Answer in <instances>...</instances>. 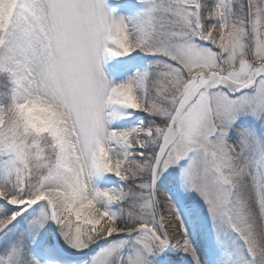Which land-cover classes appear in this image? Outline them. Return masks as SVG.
Returning a JSON list of instances; mask_svg holds the SVG:
<instances>
[{"label": "snow or ice", "instance_id": "obj_1", "mask_svg": "<svg viewBox=\"0 0 264 264\" xmlns=\"http://www.w3.org/2000/svg\"><path fill=\"white\" fill-rule=\"evenodd\" d=\"M106 3L0 0V264H264V0Z\"/></svg>", "mask_w": 264, "mask_h": 264}, {"label": "rangeland", "instance_id": "obj_2", "mask_svg": "<svg viewBox=\"0 0 264 264\" xmlns=\"http://www.w3.org/2000/svg\"><path fill=\"white\" fill-rule=\"evenodd\" d=\"M104 11L110 13L116 19L123 17L129 20H135L140 17L143 6L138 3V0H107V3L104 5ZM146 57L147 56L140 52L133 53L132 56L120 58L105 56L101 61L102 71L109 84L111 86H116L125 82L137 71H143L146 68ZM136 118H140V114H137ZM120 123H123V121ZM115 126L114 124L113 127ZM94 183L101 188H111L116 187L119 182L114 176H104L94 179ZM190 235L198 247L204 246L200 237L197 236L195 232L190 231ZM53 248V259L55 262H58V264H82L85 259L80 260V262H71L58 255L54 246ZM65 252L70 255H81L75 254L67 248H65ZM184 264H187V262H184Z\"/></svg>", "mask_w": 264, "mask_h": 264}, {"label": "water", "instance_id": "obj_3", "mask_svg": "<svg viewBox=\"0 0 264 264\" xmlns=\"http://www.w3.org/2000/svg\"><path fill=\"white\" fill-rule=\"evenodd\" d=\"M54 247H55L56 252L58 253V255H60L62 258L66 259V260H69L71 262H77V261H80V260L85 258L83 255H70V254H67L65 252V250H63L61 248L60 243L59 244H54Z\"/></svg>", "mask_w": 264, "mask_h": 264}, {"label": "clouds", "instance_id": "obj_4", "mask_svg": "<svg viewBox=\"0 0 264 264\" xmlns=\"http://www.w3.org/2000/svg\"><path fill=\"white\" fill-rule=\"evenodd\" d=\"M33 112H35V109L32 110ZM26 113H28V110H25ZM43 118L48 121V122H54L56 119V113L55 111H51V112H44L43 113Z\"/></svg>", "mask_w": 264, "mask_h": 264}, {"label": "trees", "instance_id": "obj_5", "mask_svg": "<svg viewBox=\"0 0 264 264\" xmlns=\"http://www.w3.org/2000/svg\"><path fill=\"white\" fill-rule=\"evenodd\" d=\"M150 60H151V57H146V59H145V65H146V67H147V65H148V63L150 62ZM0 90H2V87H0ZM60 245H61V248L63 249V250H65V246H62V243H60ZM77 262H80V261H77Z\"/></svg>", "mask_w": 264, "mask_h": 264}]
</instances>
